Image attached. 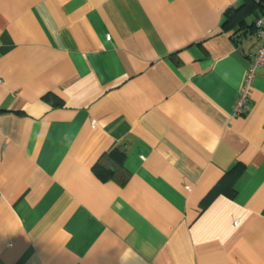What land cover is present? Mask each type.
<instances>
[{
	"label": "crops",
	"instance_id": "crops-1",
	"mask_svg": "<svg viewBox=\"0 0 264 264\" xmlns=\"http://www.w3.org/2000/svg\"><path fill=\"white\" fill-rule=\"evenodd\" d=\"M262 14L0 0V264H264V66L234 113Z\"/></svg>",
	"mask_w": 264,
	"mask_h": 264
},
{
	"label": "built area",
	"instance_id": "built-area-1",
	"mask_svg": "<svg viewBox=\"0 0 264 264\" xmlns=\"http://www.w3.org/2000/svg\"><path fill=\"white\" fill-rule=\"evenodd\" d=\"M253 27L261 44L257 53L251 58L248 66L239 96L234 105L235 114H244L250 109L249 96L255 76V70L260 66H264V14L255 19Z\"/></svg>",
	"mask_w": 264,
	"mask_h": 264
},
{
	"label": "trees",
	"instance_id": "trees-1",
	"mask_svg": "<svg viewBox=\"0 0 264 264\" xmlns=\"http://www.w3.org/2000/svg\"><path fill=\"white\" fill-rule=\"evenodd\" d=\"M124 153L114 149L105 155L94 165L93 171L101 180L113 179L116 173L123 171ZM123 182H120L122 184Z\"/></svg>",
	"mask_w": 264,
	"mask_h": 264
}]
</instances>
